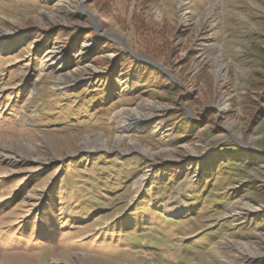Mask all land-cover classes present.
Wrapping results in <instances>:
<instances>
[{"label": "rangeland", "instance_id": "obj_1", "mask_svg": "<svg viewBox=\"0 0 264 264\" xmlns=\"http://www.w3.org/2000/svg\"><path fill=\"white\" fill-rule=\"evenodd\" d=\"M0 264H264V0H0Z\"/></svg>", "mask_w": 264, "mask_h": 264}, {"label": "bare ground", "instance_id": "obj_2", "mask_svg": "<svg viewBox=\"0 0 264 264\" xmlns=\"http://www.w3.org/2000/svg\"><path fill=\"white\" fill-rule=\"evenodd\" d=\"M183 19V18H182Z\"/></svg>", "mask_w": 264, "mask_h": 264}]
</instances>
